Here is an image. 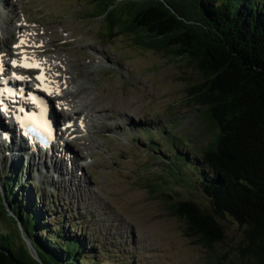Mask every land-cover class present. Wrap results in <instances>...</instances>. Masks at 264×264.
I'll list each match as a JSON object with an SVG mask.
<instances>
[{
  "label": "rangeland",
  "instance_id": "obj_1",
  "mask_svg": "<svg viewBox=\"0 0 264 264\" xmlns=\"http://www.w3.org/2000/svg\"><path fill=\"white\" fill-rule=\"evenodd\" d=\"M119 1L118 12L124 15L112 27L100 15L99 0H0V48L13 47L18 19L25 17L43 34L39 39L46 44L40 53L58 59L63 74L79 73L77 78L85 81L79 95L90 92L83 95L85 101L97 97L86 105V110H97L95 125L84 133L88 143L70 140L67 148L78 156L77 170L61 175L60 165L54 169L48 156L47 163H41L25 149L1 143L0 191L4 194L2 183L12 170L42 196L54 219L64 212L77 223L76 228H67L88 237L90 247L98 251L95 264H213L215 253H235L243 228L224 219L227 237L215 245V252L189 236L185 221L172 212V199L165 194L191 198L203 207L208 201L178 179L177 169L163 162V171L154 159L161 153L166 157L165 142H158L164 136L175 143L181 137L192 143L214 137L204 108L188 95L189 87L202 76L188 59L136 42L137 34L124 30L126 0ZM141 34L148 32L140 29ZM149 145L158 149L152 152ZM66 166L62 165L65 171ZM166 171L168 177L161 179ZM0 223L12 228V239L22 242L24 236L16 232L8 214L0 212Z\"/></svg>",
  "mask_w": 264,
  "mask_h": 264
},
{
  "label": "trees",
  "instance_id": "obj_2",
  "mask_svg": "<svg viewBox=\"0 0 264 264\" xmlns=\"http://www.w3.org/2000/svg\"><path fill=\"white\" fill-rule=\"evenodd\" d=\"M125 2L124 30L137 34L136 42L186 58L200 72L202 80L189 87L188 95L204 108V118L215 129L206 143L157 138L165 142L167 157L154 156L158 168L165 170L163 162L165 167L171 165L181 174L178 179L198 189L208 201L203 207L191 198L165 194L172 199L170 209L185 221L187 234L211 251L226 240L224 219L243 228L235 253H215L213 264H264V0ZM98 5L112 27L124 15L118 12L119 0H99ZM115 11L120 15L112 16ZM140 29L148 35H138ZM156 149L149 145L150 151ZM165 173L161 179L170 172ZM2 185L0 212L6 214L7 203L16 232L21 235L22 226L39 259L30 254L25 239H12V228L0 223V264L99 261L98 251L90 247L83 231L71 233L67 228H76L77 223L64 212L54 219L42 196L12 170Z\"/></svg>",
  "mask_w": 264,
  "mask_h": 264
},
{
  "label": "bare ground",
  "instance_id": "obj_3",
  "mask_svg": "<svg viewBox=\"0 0 264 264\" xmlns=\"http://www.w3.org/2000/svg\"><path fill=\"white\" fill-rule=\"evenodd\" d=\"M36 29L37 28L32 27V26L27 27V26L21 25L19 27V35L17 37L16 42L20 44V48H17L16 52L18 53V55H22L23 53H21V48H24V47L29 48L28 53L34 54L39 60V63L42 69L47 72L46 81L50 83V88L48 92L50 96L56 95L61 101H63V105L71 110L68 112L67 121L64 122V124H66V127L62 129L60 128V132H61V134L59 133L60 139L55 144L54 148L51 149V151L49 152L45 151L43 153H36V152L30 151L29 149L30 146L26 144H22L23 142L20 144V146H21V149L23 150L25 149L24 151L27 153V155L30 156L31 159L38 158L41 163H45V162L47 163L46 156H48L49 157L48 160L50 161V164L52 165L54 169L58 168V167L57 168L54 167L56 164L57 166L60 165V168H58L57 170L61 173V175L63 174L69 175L71 170L74 168L77 170L80 164L77 160L78 156L74 154L75 152L69 153L70 150L67 149L69 147L70 137L72 136L73 139H75L74 141L77 140V141H80L81 143H85V144L88 143V140L86 139L87 137L84 135V133L90 132L92 130L91 129L92 126L95 125L94 111H97V110H93V111L92 109L86 110V105L89 104L92 100L96 99L97 97L96 98L91 97L90 101H85L83 99L85 98V96L83 95H88L90 92L79 95V93H81L82 91V88H85V86H82L83 84H80V83H84L85 81L84 82L80 81L78 79L79 77L77 78L76 76L79 73L74 75V73L71 74L69 72H65L64 79L58 82L59 75L62 72L61 70L63 68L58 63L59 60L56 59L55 57L53 59L51 57L48 58L47 56L38 55V53L36 54L33 45L40 43V40H38L36 35L32 33L33 30H36ZM2 52H6L7 55L12 54L11 51H2ZM71 95H75V96H71ZM82 133L83 135H81ZM66 136H68L69 138H66ZM80 142H78L77 144H79ZM1 143L9 144L10 141L6 139L5 137L1 136L0 144ZM19 159H20V156H19ZM63 164L67 165L66 166L67 171L63 170V167H62ZM68 164L71 168H69Z\"/></svg>",
  "mask_w": 264,
  "mask_h": 264
},
{
  "label": "water",
  "instance_id": "obj_4",
  "mask_svg": "<svg viewBox=\"0 0 264 264\" xmlns=\"http://www.w3.org/2000/svg\"><path fill=\"white\" fill-rule=\"evenodd\" d=\"M4 195H5V192H4ZM5 205H6L7 212H6L5 210H3V211H4L6 214H8V216L12 219L11 216H13V212H12V210L10 209V207H9V205H8L7 203H5ZM1 208H2V207H1ZM12 220H13V219H12ZM20 229H21V230H20ZM20 229H19V230L21 231V235L24 236V239H25V241L27 242L28 250H29L30 254H31L34 258L39 259V256H38V254H37L35 248L33 247L32 242H31V241L27 238V236L24 234V231H23V229H22V226H20ZM36 255H37V257H36Z\"/></svg>",
  "mask_w": 264,
  "mask_h": 264
},
{
  "label": "snow or ice",
  "instance_id": "obj_5",
  "mask_svg": "<svg viewBox=\"0 0 264 264\" xmlns=\"http://www.w3.org/2000/svg\"><path fill=\"white\" fill-rule=\"evenodd\" d=\"M14 63H16V62H14ZM18 66H24V67H36V68H39L40 67V64L39 63H37V62H32V63H29L28 61H27V57L25 58V62H24V64L23 65H18ZM20 79H26V78H24V77H19ZM42 78V77H41Z\"/></svg>",
  "mask_w": 264,
  "mask_h": 264
}]
</instances>
